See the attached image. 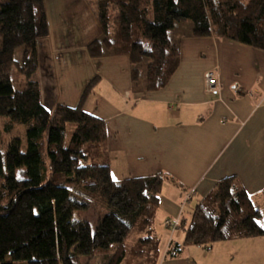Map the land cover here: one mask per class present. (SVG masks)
<instances>
[{"label":"trees","instance_id":"1","mask_svg":"<svg viewBox=\"0 0 264 264\" xmlns=\"http://www.w3.org/2000/svg\"><path fill=\"white\" fill-rule=\"evenodd\" d=\"M96 6L102 37L88 51L94 58L127 55L136 93L167 86L185 37L216 36L264 51V0H97ZM48 36L45 0H0V119L6 135L16 125L25 130L0 147V264H80L97 254L105 264H124L133 235L142 253H153L150 264H158L155 220L166 177L113 178L104 161L106 124L83 108L98 77L77 107L44 106L36 75L38 42ZM90 210L98 217L95 230L76 218ZM181 227L184 246L264 237V209L237 177H227ZM179 253L176 246L168 255Z\"/></svg>","mask_w":264,"mask_h":264},{"label":"crops","instance_id":"2","mask_svg":"<svg viewBox=\"0 0 264 264\" xmlns=\"http://www.w3.org/2000/svg\"><path fill=\"white\" fill-rule=\"evenodd\" d=\"M45 5L49 36L38 42L44 106L77 107L98 77L83 108L106 124L104 161L113 178L166 177L155 220L163 241L158 264H264V237L219 242L208 251L184 246V230L172 233L164 225L167 219L189 222L227 177H237L250 195L264 199V51L216 36L185 37L167 86L136 93L127 55L94 58L88 51L102 37L96 0ZM208 73L217 80L213 93L207 90ZM176 246L181 253L170 257Z\"/></svg>","mask_w":264,"mask_h":264},{"label":"rangeland","instance_id":"3","mask_svg":"<svg viewBox=\"0 0 264 264\" xmlns=\"http://www.w3.org/2000/svg\"><path fill=\"white\" fill-rule=\"evenodd\" d=\"M90 1L92 2L93 0H90ZM96 4H97V0H96ZM52 8H53V13H55V11H54L55 6H50L48 9L51 17H52V14H51ZM55 18L57 19V15H55ZM61 34L62 33H60V35ZM36 79L40 82V77L38 75V71H37ZM62 89H64V87H62ZM6 123L7 122L5 120L0 119V147H3V148L7 145V143L14 136L23 137L24 132H25L23 127L16 125L13 127L11 134L6 135L5 130H4ZM72 131H73V127L69 126L67 129V133H66V143H68L70 141ZM254 199H255L258 207L263 210L264 209V199H262V197H257ZM95 215L96 214H95L94 210L80 211L76 214V218L85 219V220L89 221L92 229L95 230L97 227V223H98V217H96ZM181 223H182V220H181ZM165 228L168 229L167 227H165ZM180 229H182V227H180ZM179 230H176V231H179ZM169 231L174 233L171 230H169ZM134 238H135V236L133 235L127 243L128 244V247H127V254L128 255H127V259L124 262V264H143L144 262L150 264L153 261L152 260L153 253L149 254V255H146L145 251H144V253H142V248H140L139 245L138 246L136 245ZM162 248H163V241L161 242V239H159V244H158L159 259L161 256ZM142 255H144V256H142ZM105 262H106L105 255L104 254H97V256L92 257V258H82L80 261V264H105Z\"/></svg>","mask_w":264,"mask_h":264},{"label":"built area","instance_id":"4","mask_svg":"<svg viewBox=\"0 0 264 264\" xmlns=\"http://www.w3.org/2000/svg\"><path fill=\"white\" fill-rule=\"evenodd\" d=\"M207 80V90L210 93L215 92L216 90V79L213 77L212 74L208 73L206 75ZM262 105L264 106V101L262 102ZM191 200V195L189 194L186 198V202ZM165 227H167L169 230L175 232L176 230H179L181 227V220L179 218L176 219H167L164 223ZM206 250L210 251L211 247H207Z\"/></svg>","mask_w":264,"mask_h":264}]
</instances>
